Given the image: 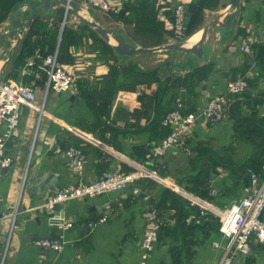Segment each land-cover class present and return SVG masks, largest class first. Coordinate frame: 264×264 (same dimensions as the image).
Listing matches in <instances>:
<instances>
[{
	"label": "crops",
	"instance_id": "obj_1",
	"mask_svg": "<svg viewBox=\"0 0 264 264\" xmlns=\"http://www.w3.org/2000/svg\"><path fill=\"white\" fill-rule=\"evenodd\" d=\"M26 1L0 0V69L3 55L16 41L7 34L10 17ZM74 1L85 8L83 0ZM115 1L121 4L118 12L106 13L87 5L91 8L86 17L123 32L137 46L146 48L181 41L171 31L173 8L184 2L186 21H190L194 17L192 5L197 2ZM222 1L202 8V18L191 36L200 31L199 39L205 25L226 11L220 8ZM51 9L52 13L39 14L20 34L30 37L33 46L28 52H32L15 61L23 43L15 44L4 68L3 80L33 85L36 98L32 105L21 107L19 126L6 143L5 154L12 163L0 172V264H138L144 211L154 209L165 225L175 226L177 210L170 198L164 199L165 191L184 198L175 190L180 188L218 208L230 207L248 194L252 172L248 161L257 155V144L238 136L234 126L242 115H253L264 129V0H240L239 14L230 27L223 33L213 29L206 36L202 58L178 50L119 57L104 49V43L115 44L113 38L108 41L84 25L70 7L56 5ZM68 30L72 33L66 42V58L58 60L64 65L76 63L79 69H74L73 90L58 93L47 89L40 64L47 51H57L58 56ZM188 39L186 35L182 40L189 46L198 41L190 43ZM242 39L247 40L250 53L240 50ZM133 66L152 73L136 77L130 73ZM114 73L112 86H118L117 91L105 105L108 98L102 85ZM152 75L156 78L150 81ZM237 77L248 81L245 94L230 100L220 121L210 124L199 119L186 141L189 153L171 150L148 165L163 181L144 177L133 183L140 188L132 194L125 189L68 200L51 211L40 206L69 183L89 182L117 167L134 169L129 162L141 161L148 147L163 137L161 120L173 108L180 88H185L184 111H196L222 92L228 80ZM71 146L84 155L81 172L69 165L66 152ZM187 175H208L206 195L187 187L191 184ZM263 175L264 170L259 172V177ZM102 218L105 220L95 226L89 225ZM66 222L71 226H65ZM186 226L183 235L178 230L175 236L161 228L148 264H172L174 247L181 249L182 264H218L224 245L219 229L200 231L197 227L188 235ZM46 237L61 239L62 250L34 243ZM251 241L250 252L239 255L236 264H264V243Z\"/></svg>",
	"mask_w": 264,
	"mask_h": 264
},
{
	"label": "built area",
	"instance_id": "obj_2",
	"mask_svg": "<svg viewBox=\"0 0 264 264\" xmlns=\"http://www.w3.org/2000/svg\"><path fill=\"white\" fill-rule=\"evenodd\" d=\"M83 3L106 13L118 12L121 8L120 2L115 0H83ZM171 31L176 39L186 38L184 2L176 3L173 8ZM239 47L242 52H251L246 39L241 40ZM40 68L46 73L47 89L58 93L73 90L74 69H79L76 63L71 65L62 64L58 60L57 51H54L41 59ZM40 76L41 74H36L37 78ZM248 86V81L244 77L230 79L226 82L222 92L216 93L207 99L196 111L187 112L184 111L185 88H180L175 96L173 108L161 120V124L168 127L170 131L148 147L141 161L129 162L134 169L125 171L117 167L92 181L69 183L49 195L40 206L51 211L56 204L68 200L94 198L104 193L125 190L144 177H152L163 181L158 172L148 165L171 150L189 153L186 141L199 119L210 124L223 119L230 100L247 90ZM35 98L36 89L31 84L13 80H2L0 82V172L12 163L11 157L5 154L6 143L15 134L19 126L21 107L32 105ZM66 154L70 167L81 172L85 164L84 155L81 151L71 146L67 149ZM250 179L251 185L248 194L226 208L212 206L198 195L180 188H174L188 200L189 205L196 206L199 209L200 215L211 213L219 218V231L224 238V245L218 264H236L239 255L250 252L251 238L264 243V220L262 219L264 212V175L259 177V173L252 172ZM143 215L144 228L139 245L138 264H148L150 254L158 241V234L166 223L154 209H146ZM52 218L57 220L56 216ZM104 220L102 218L96 223H89V225L93 227ZM55 224L58 226L63 225L58 221H55ZM64 225L71 226V223L66 222ZM34 243L55 251H61L63 248V243L59 238H40L35 240Z\"/></svg>",
	"mask_w": 264,
	"mask_h": 264
},
{
	"label": "trees",
	"instance_id": "obj_3",
	"mask_svg": "<svg viewBox=\"0 0 264 264\" xmlns=\"http://www.w3.org/2000/svg\"><path fill=\"white\" fill-rule=\"evenodd\" d=\"M217 3V0H197V2H194L192 5V11H193V19L190 21H186V35H190L193 30L196 28L198 22L202 18V8L204 6H215ZM72 32L68 30L65 35L63 36L61 46L59 48L58 52V59L60 61L64 60L66 58V53H65V48H66V42L68 41V35H70ZM20 43H23L22 49L19 53V55L15 58V61L19 58L22 59L24 56V53L29 54L31 52H28V50H31L32 43L30 42V37L29 36H23ZM104 49L105 51H113L112 46L108 45L107 43H104ZM103 49V50H104ZM104 51V52H105ZM50 52H45V53H51ZM43 53L42 55H46ZM117 72V68H115ZM113 71V70H112ZM130 73L137 76H145L146 74H151L152 72H146V71H141L139 70L136 66H133L130 68ZM117 74H112L111 76L107 77L102 85V91H104L106 101L105 105H107L112 97L116 94L117 87L118 86H112V83L115 82L112 77H114ZM156 77L155 76H150V81L154 80ZM115 88V89H112ZM246 90L239 95H244ZM175 98V97H174ZM162 125V124H161ZM163 126V125H162ZM165 128L164 135L168 134L170 129L166 126H163ZM235 132L237 133L238 136H240L243 139H247L253 144H257V155L253 156L248 163L249 167L251 168L252 172L259 173L260 171L264 170V129L261 128V125H259L257 119L254 118L253 115H242L241 117L238 118V120L235 123ZM163 135V136H164ZM251 172V173H252ZM251 175V174H250ZM208 175H204L200 177L199 175L192 177V175H187L186 178H189V182L191 184L187 185L190 190L195 191L196 193L202 195H206L207 193V186L205 185V180ZM198 178L200 179L199 182L197 181ZM199 185H202V188H199ZM164 199L170 198L171 204L174 205L176 211V218H175V226L173 228H170L168 224L164 225L162 227V230L166 233H170L171 235L175 236L178 235V230H179V235H183L185 231V226H186V221L187 218H191L189 224H187V234L190 235L192 229L194 228L196 230L197 227H199L201 230L200 231H206L210 228H215L217 231L219 229V224L220 220L218 217H215L212 214L208 215H200L199 209L196 206L189 205V202L187 199L182 198L178 194H176L173 191L167 190L163 194ZM212 215V216H211ZM210 216V217H209ZM219 231V230H218ZM181 249L178 248H172L171 250V262L172 264H182L181 260V254H180Z\"/></svg>",
	"mask_w": 264,
	"mask_h": 264
},
{
	"label": "water",
	"instance_id": "obj_4",
	"mask_svg": "<svg viewBox=\"0 0 264 264\" xmlns=\"http://www.w3.org/2000/svg\"><path fill=\"white\" fill-rule=\"evenodd\" d=\"M62 5L65 9L71 8L78 19L87 26L92 27L101 37L106 40L113 38L115 44L112 45L113 53L119 57L131 56L136 52H147L154 50H178L184 53H192L198 58L204 56V42L206 36L213 30L218 29L220 33L223 30L230 27L233 18L237 17L240 11V0H223L220 3V8L226 10L223 13H217L211 21L202 29L201 37L193 45H187V41H174L154 48H146L137 46L131 41L123 32H120L112 27H103L95 20L89 19L86 15L82 14L83 6L74 0H27L23 5H20L15 11H13L10 17L8 36L11 39H15V44H18L22 37L21 32L27 29L32 20L39 14H50L53 12L51 9L53 6ZM25 12H27V19L23 21ZM14 44V45H15ZM14 45L7 51L3 58V65L0 69V82L4 79V68L9 63L12 57V51ZM6 169L8 167H5ZM4 168V170H5ZM140 188L139 185H131L127 188V194H132L133 190Z\"/></svg>",
	"mask_w": 264,
	"mask_h": 264
},
{
	"label": "bare ground",
	"instance_id": "obj_5",
	"mask_svg": "<svg viewBox=\"0 0 264 264\" xmlns=\"http://www.w3.org/2000/svg\"><path fill=\"white\" fill-rule=\"evenodd\" d=\"M199 36H200V31H198L196 34H194L191 37H189L188 41L191 43V41H193V40L195 41L196 39H198ZM112 41L115 43V40L114 39ZM177 189H179V188H177Z\"/></svg>",
	"mask_w": 264,
	"mask_h": 264
},
{
	"label": "rangeland",
	"instance_id": "obj_6",
	"mask_svg": "<svg viewBox=\"0 0 264 264\" xmlns=\"http://www.w3.org/2000/svg\"><path fill=\"white\" fill-rule=\"evenodd\" d=\"M85 5V4H84ZM88 8L90 9L91 7H89V6H87V5H85V8L83 9V11H82V13L85 11V15H86V12H88ZM90 12V11H89ZM88 14V13H87ZM191 35H188V37H190ZM6 55V53L3 55V56H5ZM168 175H170V174H168V173H166V176H168ZM173 175H177V174H173ZM175 176H173V178H175ZM167 178H169V177H167ZM170 179V178H169ZM173 180H175V179H173Z\"/></svg>",
	"mask_w": 264,
	"mask_h": 264
}]
</instances>
